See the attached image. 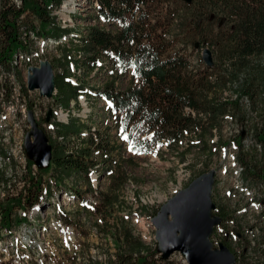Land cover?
Segmentation results:
<instances>
[{
	"label": "rangeland",
	"instance_id": "rangeland-1",
	"mask_svg": "<svg viewBox=\"0 0 264 264\" xmlns=\"http://www.w3.org/2000/svg\"><path fill=\"white\" fill-rule=\"evenodd\" d=\"M13 1L20 3L19 0ZM67 4V0H64L59 7H53L51 12L63 27L73 30L60 40L44 39L26 29L28 25L23 26V30L34 41L33 53L20 56L21 60L15 63L20 68L27 88L30 69L40 67L42 61H49L54 73L56 72L52 63L57 64V59H63V47H58L59 42L67 47H70L71 41L79 43L78 38L81 34L85 35L90 26L116 30L117 22L111 24L108 20L96 18V0H72L64 7ZM167 5L172 6L169 2L163 6ZM158 30L161 33V29ZM180 47L188 54L192 63L200 64L204 47L196 50L191 44ZM75 55L80 59L79 54ZM262 63L264 55L255 59L254 66L244 74H249V71L252 74L258 70L257 65ZM110 66L106 61L103 69H96L88 76L83 69H73V73L84 81L90 96H86L82 103L72 100L68 107L56 101L57 90L53 91L51 97H46L41 95L40 90L28 88V95H25L21 92L22 86L14 71H0V201L18 196L25 185L23 179L29 159L26 134L32 129L28 123L29 110L33 111L39 127L49 135V143L59 142L66 148L81 141L83 137L78 139L75 134L66 136L64 140L58 138V132L54 134V120H62L61 128L66 121L77 118L80 119L79 123L86 125L83 128L85 136L93 129L96 130L97 135L101 134L103 145L111 152L107 163L102 161L101 155L92 154V157L95 156L96 166L90 175V183L83 173L64 175L54 170V173L50 172L45 176V179L53 177V180H60L61 187L53 183L50 185L52 190L61 193H53L49 198L44 195L41 203L29 209L32 224H23L12 231V234L4 233L0 239V264H140L139 258L143 257L141 254L147 255L143 257V260L148 261L147 264H187L180 252H175L166 260L161 258L156 228L151 219L180 190L189 187L194 179L211 170L215 171L212 199L216 206L223 207L228 212L223 224L226 232L241 230L246 235L248 226L254 227L257 233V246L253 249H250L249 242L247 244L245 239L231 237L230 240L226 234L211 237L214 248L224 243L234 250H240L237 264H260L255 258L256 254L262 255L257 247L264 240V208L258 214L250 204L256 200L264 201V182L254 181L244 174V170L238 176L236 170L243 166L240 156L244 157L246 153H249L248 159L264 162V149L255 142L254 136L255 127L264 119V96L260 90L257 89L251 98H242L241 110L231 109L220 118L212 140L215 144L210 145L209 150L204 146L193 147L189 151H185V146H180L173 150L167 145L157 147L156 144H151L143 155L135 153L130 142L121 139L117 121L107 108L106 101L95 96L94 88H101L109 80ZM132 69L117 81L116 85L121 89L131 84ZM59 70L60 67L57 71ZM72 80L76 81V76H72ZM237 88L236 85H230L222 96L235 98ZM29 105L32 108H28ZM61 108L66 116L60 114ZM50 109L52 115L56 114L57 117L51 115L50 123L43 122L42 119H47ZM186 111L190 112L188 109ZM243 131L242 149L236 145L234 138ZM150 137L151 135H146L141 139L152 140ZM32 141H35L34 136ZM225 141L227 144H223ZM236 164L238 165L235 166ZM37 169L34 163L33 172ZM242 183L249 187L253 196L247 197L241 190L239 185ZM104 196H108V200ZM68 228L72 236H68ZM125 236L141 241L145 246L144 250L139 255V252L134 253L133 258L119 257L127 249L123 244ZM244 237L250 241L248 236ZM154 249L156 253H153Z\"/></svg>",
	"mask_w": 264,
	"mask_h": 264
},
{
	"label": "trees",
	"instance_id": "trees-1",
	"mask_svg": "<svg viewBox=\"0 0 264 264\" xmlns=\"http://www.w3.org/2000/svg\"><path fill=\"white\" fill-rule=\"evenodd\" d=\"M19 1L17 4L13 0H0V71H14L22 86L21 92L28 95L20 68L15 63L21 60L20 56L33 53L34 41L23 30L24 24L28 25L26 29L44 39H61L73 30L63 27L51 13L52 8L59 7L64 0ZM96 1V18L111 24L117 22L116 30L90 26L87 33L78 38L79 43L71 41L70 47L59 43L58 47H63V59L52 64L56 69V101L60 105L68 107L86 87L80 76L71 70V63L88 76L96 69H103L107 61L111 65L109 80L101 88H94L95 96L114 103L109 109L117 125L129 131L136 146L146 150L151 144L167 145L173 150L185 146V151H189L193 147L208 148L215 144L212 140L220 118L231 109L241 110L243 97H253L257 89L264 96V63L258 64V70L252 74L250 71L244 74L254 66L255 59L264 55V0ZM167 2L172 6L164 7ZM196 43L212 50L213 65L205 64L201 57L202 66L192 63L180 47L191 44L196 50ZM75 54H79L80 59ZM57 67L61 70L57 71ZM130 68L134 69L131 84L121 89L116 83ZM72 76H76L78 84L71 81ZM230 85L238 87L235 98L222 96ZM28 108H32L31 105ZM186 108L192 111L187 112ZM79 120L72 118L68 124H62L58 134H75L81 138L86 125ZM254 130L255 142L264 149V119ZM149 133L153 134L152 140L140 138ZM101 140L100 133L96 140L89 132L87 137L76 142L77 145L66 147L67 150L65 145L52 141L51 166L36 172L32 170L34 162L28 159L21 192L0 201V239L4 233L12 234L23 224H32L29 209L41 203L44 195H52L50 183L60 186L57 178L45 179L50 172L83 173L90 183V169L96 165L92 154L101 155L106 163L111 155ZM234 141L243 149L242 133H238ZM248 155L240 156L244 174L263 182L264 162L248 159ZM106 197L104 199L108 200ZM21 210L24 212L20 213ZM214 214L221 216L223 221L228 217L223 207L217 206ZM124 239L127 249L119 257L133 258L134 253L139 252V255L145 248L141 241L131 236ZM143 257L139 258V263L147 264ZM236 258L238 263L237 254Z\"/></svg>",
	"mask_w": 264,
	"mask_h": 264
},
{
	"label": "water",
	"instance_id": "water-1",
	"mask_svg": "<svg viewBox=\"0 0 264 264\" xmlns=\"http://www.w3.org/2000/svg\"><path fill=\"white\" fill-rule=\"evenodd\" d=\"M184 1L190 3L192 0ZM196 46L199 47V43ZM202 58L207 65L214 64L210 48L203 49ZM30 71L28 88L38 89L41 95L51 97L56 87L51 63L42 61L40 67H32ZM51 115L50 109L48 121ZM28 123L32 128L26 134L28 157L38 169H46L51 165L53 146L45 131L39 127L32 110L28 111ZM33 136L35 141H32ZM214 180V170L198 176L189 187L169 199L151 219L162 259H169L175 252H180L188 264H236V255L227 245L221 243L214 248L211 241L214 228L222 222V217L213 213L216 208L212 199Z\"/></svg>",
	"mask_w": 264,
	"mask_h": 264
},
{
	"label": "built area",
	"instance_id": "built-area-1",
	"mask_svg": "<svg viewBox=\"0 0 264 264\" xmlns=\"http://www.w3.org/2000/svg\"><path fill=\"white\" fill-rule=\"evenodd\" d=\"M57 93V92H56ZM54 94H55V92H54ZM84 99H85V96H80L79 97V101L82 103V101H84ZM62 116H66L65 115V113H64V111H63V109L61 108V113H60ZM55 117H57V116H55ZM43 120V122H45L46 120H45V118L44 119H42ZM61 120V118H59V121ZM62 121V120H61ZM60 121V122H61ZM68 121H66L65 123H67ZM57 128H59V126L58 125H56V127L54 128V134L55 133H57L56 132V129ZM93 132L95 133L96 132V130L94 131V129H93ZM58 138H60L61 140H64L65 138H66V136H64V135H58ZM237 173H238V176L241 174V172H242V170H243V168L242 167H237ZM240 187H243V183L242 184H240ZM248 192V190H246V192H245V194ZM248 197V196H247ZM256 202V204L254 205V209H255V211L256 212H258V214H261L262 212H263V208H264V201H262V200H260V202L259 201H255ZM258 230V229H257ZM241 233H242V231H241ZM236 232H233V235L234 236H236ZM245 234L246 235H244V236H248L249 237V239H250V241H248V239H246L245 238V240L247 241V244H248V242H249V247H250V249H253L254 247H256L257 246V243H256V240H255V237H256V235H257V233L255 232V229H254V227H248V226H246V231H245ZM234 239H235V237H233ZM216 242H217V240H216ZM250 243H252V245H250ZM258 250H260L259 252H261L262 253V255H258V254H256V257L257 258H255L256 260L255 261H258L260 264H264V240L262 241V242H260L259 244H258ZM244 250V249H243ZM246 250V249H245ZM240 251V250H239ZM248 253H250L249 251H248Z\"/></svg>",
	"mask_w": 264,
	"mask_h": 264
},
{
	"label": "bare ground",
	"instance_id": "bare-ground-1",
	"mask_svg": "<svg viewBox=\"0 0 264 264\" xmlns=\"http://www.w3.org/2000/svg\"><path fill=\"white\" fill-rule=\"evenodd\" d=\"M72 0H67V5H65L64 7H67L69 5V3H71ZM46 133V132H45ZM51 143V142H50Z\"/></svg>",
	"mask_w": 264,
	"mask_h": 264
}]
</instances>
